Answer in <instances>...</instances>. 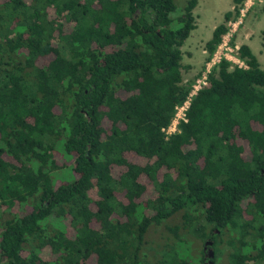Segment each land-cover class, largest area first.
<instances>
[{
    "label": "trees",
    "instance_id": "1",
    "mask_svg": "<svg viewBox=\"0 0 264 264\" xmlns=\"http://www.w3.org/2000/svg\"><path fill=\"white\" fill-rule=\"evenodd\" d=\"M246 1L232 0L206 61ZM196 5L0 0V264H192L152 258V225L210 240L199 264H264V69L251 48H238L244 66L221 58L179 131H162L190 90L181 46Z\"/></svg>",
    "mask_w": 264,
    "mask_h": 264
},
{
    "label": "rangeland",
    "instance_id": "2",
    "mask_svg": "<svg viewBox=\"0 0 264 264\" xmlns=\"http://www.w3.org/2000/svg\"><path fill=\"white\" fill-rule=\"evenodd\" d=\"M175 3L178 14L185 0H175ZM262 4L263 0H247L245 2L240 16L236 20L229 21L232 23L238 21L234 26L233 34L229 37V43L234 50L233 54L236 53L237 55L238 50H235V46L247 44L257 57L260 67L264 69V11ZM232 9V0H197V5L193 10L196 27L181 46L184 83H191L205 69L207 63L205 43L210 39L214 27L223 22L225 12ZM179 220L180 214L176 213L163 223L172 225L178 223ZM153 226L149 227L145 235L146 248L148 247L145 250L152 258L161 257L167 251L170 255L176 254L190 259L192 264H199V257L205 241L202 242L192 233L188 236L181 233L182 240L173 241L174 239L167 238L166 235L171 236V233L165 229L164 225L156 228ZM214 262V264H228L227 258L220 255L215 257ZM247 264H252V261Z\"/></svg>",
    "mask_w": 264,
    "mask_h": 264
},
{
    "label": "built area",
    "instance_id": "3",
    "mask_svg": "<svg viewBox=\"0 0 264 264\" xmlns=\"http://www.w3.org/2000/svg\"><path fill=\"white\" fill-rule=\"evenodd\" d=\"M237 22L238 21L228 23V31L223 35L221 43L218 45L212 57L207 61L205 69L196 79L190 83V90L184 101L181 104L175 106V112L171 122L169 125L162 128V131L165 133L166 137L170 134L178 132L179 124L181 122L187 121V111L189 109L192 97L197 93L198 90L207 85V77L210 70L220 62L221 58H225L231 61L233 64L244 66V63L240 61L238 55L236 53L233 54L234 50L229 43V37L233 34L235 30L234 26H236ZM238 48L239 47L235 46L236 51Z\"/></svg>",
    "mask_w": 264,
    "mask_h": 264
},
{
    "label": "water",
    "instance_id": "4",
    "mask_svg": "<svg viewBox=\"0 0 264 264\" xmlns=\"http://www.w3.org/2000/svg\"><path fill=\"white\" fill-rule=\"evenodd\" d=\"M212 242L210 240H206L205 243H204V250L211 244ZM206 256H213V252L212 250L210 249L207 253Z\"/></svg>",
    "mask_w": 264,
    "mask_h": 264
},
{
    "label": "flooded vegetation",
    "instance_id": "5",
    "mask_svg": "<svg viewBox=\"0 0 264 264\" xmlns=\"http://www.w3.org/2000/svg\"><path fill=\"white\" fill-rule=\"evenodd\" d=\"M209 250H210V248L207 247V248L204 250V255H207V253H208ZM207 261L209 262L210 260H208V258H207Z\"/></svg>",
    "mask_w": 264,
    "mask_h": 264
}]
</instances>
